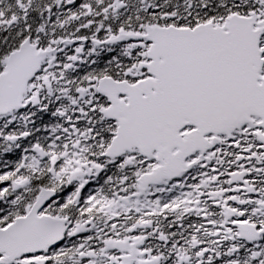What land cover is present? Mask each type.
Masks as SVG:
<instances>
[{"label": "snow or ice", "instance_id": "snow-or-ice-1", "mask_svg": "<svg viewBox=\"0 0 264 264\" xmlns=\"http://www.w3.org/2000/svg\"><path fill=\"white\" fill-rule=\"evenodd\" d=\"M0 264H264V0H0Z\"/></svg>", "mask_w": 264, "mask_h": 264}]
</instances>
